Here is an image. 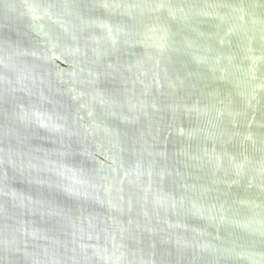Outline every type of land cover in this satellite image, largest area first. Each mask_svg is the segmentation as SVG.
Returning a JSON list of instances; mask_svg holds the SVG:
<instances>
[{
    "label": "water",
    "instance_id": "obj_1",
    "mask_svg": "<svg viewBox=\"0 0 264 264\" xmlns=\"http://www.w3.org/2000/svg\"><path fill=\"white\" fill-rule=\"evenodd\" d=\"M0 264H264V0H0Z\"/></svg>",
    "mask_w": 264,
    "mask_h": 264
}]
</instances>
